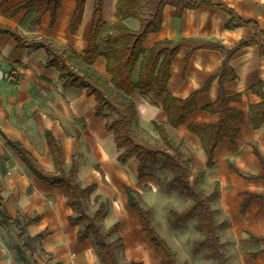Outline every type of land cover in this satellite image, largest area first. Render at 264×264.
I'll use <instances>...</instances> for the list:
<instances>
[{"label": "crops", "instance_id": "1", "mask_svg": "<svg viewBox=\"0 0 264 264\" xmlns=\"http://www.w3.org/2000/svg\"><path fill=\"white\" fill-rule=\"evenodd\" d=\"M2 1L1 27L17 30L28 39H49L58 48L66 47L78 53L88 47L95 0L86 1L82 23L75 33H71L70 26L77 0H63L54 27L50 26V13L37 26L31 25L34 14L30 11L12 15V9L25 0H9L3 6ZM208 1L213 5H227L240 18L257 23L264 31V0ZM118 2L105 0V26L99 44L113 31ZM230 21L228 13L207 5L186 9L181 17L176 7L166 5L161 31L150 34L144 48L150 49L165 40H194L219 43L232 49L255 36L253 27L233 29L229 27ZM126 24L134 30L140 27L134 20ZM189 56L190 50L183 48L171 67L167 92L179 99H187L201 91L209 79L219 74L227 57L220 51L199 49L191 54L187 66ZM48 60L45 49H19L14 38L0 34V69L17 65L23 74L17 86L0 81V132L11 141L21 143L46 172L55 173L46 137V133L51 132L64 150L66 169L69 170L75 160L78 182L83 187L95 186L90 203L94 204L97 197L108 202L104 219L106 229L119 223L121 237L126 229L129 230L133 240L130 250L129 238L122 237L129 261L146 264L149 254L151 264H160L161 259L142 231L126 193V187L140 194L158 191V181L155 177L139 179L135 158L130 160L132 164L127 163L128 167L118 161L122 151L117 148L114 133L106 129L109 120L97 115L96 98L89 96L87 90L65 87L60 72L46 67ZM229 66L236 78L228 80L224 89L226 95L234 99L230 107L240 113L233 123L239 132L235 144L224 139L218 145L211 167L207 165L205 136L193 133L190 126L215 125L220 121V114L204 110L215 104L220 96L218 79L207 92L197 97L198 110L189 114L178 128L168 123L163 109L166 95L142 96L136 91L132 97L138 106L140 127L160 139L154 123H161L169 130L173 142L183 141L182 152L190 161L191 179L199 171H205L202 188L210 191L208 195L217 194L211 207L221 225L219 237L225 245L228 264H264V165L255 152L256 148L264 159V122L255 129L250 121L251 106L262 100L254 89L264 83V55L258 45H249L229 58ZM93 69L110 79L104 57L96 59ZM138 76L139 65L134 74L136 81ZM0 185L12 218L23 214L39 219L26 229V236L33 239L34 253L28 252L24 260L17 252L20 233L16 225L8 223L0 214V264H102L92 238L79 242V227H71L69 218L74 212L67 204L66 193L33 176L21 158L7 147L1 134Z\"/></svg>", "mask_w": 264, "mask_h": 264}, {"label": "trees", "instance_id": "2", "mask_svg": "<svg viewBox=\"0 0 264 264\" xmlns=\"http://www.w3.org/2000/svg\"><path fill=\"white\" fill-rule=\"evenodd\" d=\"M9 0H3L2 6ZM87 0H77L75 12L71 21V33H75L80 27ZM63 0H25L12 9V15L23 11L34 14L31 25L37 26L42 18L51 14V27L57 20V13ZM105 0H95L93 22L90 29V42L88 47L78 53L69 48H58L49 39H28L17 30L0 26V34L8 35L15 39L19 49H45L49 55L47 68H56L60 72V78L64 80L65 87H74L87 90L89 96H94L98 103L97 115L109 121L106 129L114 133L117 148L122 151L118 158L121 164H127L131 159L138 162V177H153L151 168L162 164L164 169L171 171L172 180L167 183L168 191L176 190L178 193L193 202V205L184 212L171 210L170 220L174 228H182L190 220L197 219L199 231L205 235L202 241L195 243V251L208 249V256L218 261V264H228L225 254V245L219 237L221 225L217 223L216 212L211 207V202L217 197L213 192L206 195L202 188V180L205 171H199L195 178L191 179L190 161L184 158L182 152L183 141H172L169 130L164 124L154 123L159 138L154 141L143 137L140 133L138 106L133 99L136 91L144 96L154 93L156 96L166 95L163 109L168 115V123L173 128H178L186 121L189 114L198 110L197 97L207 92L212 83L218 79L221 90L215 104L207 106L204 110L213 114H220V121L215 125H191L190 130L198 135L205 136V148L209 156L208 167L213 164L215 149L224 139L235 144L238 130L233 123L240 117V113L230 107L234 100L229 98L224 89L225 83L235 79L236 74L229 66V58L249 45H258L264 55V31L255 22L245 21L233 10L224 4L213 5L208 0H119L117 5V21L113 31L99 44L104 19ZM166 5L177 8V15L181 17L186 9H198L202 5L218 8L231 16L230 28L253 27L255 36L240 42L236 47L228 49L219 43L182 40L172 42L169 40L157 42L152 48L145 49L144 42L150 34L161 31L163 25V10ZM137 21L140 24L138 30L130 28L126 22ZM183 48L192 53L199 49H210L226 53L219 74L208 80L205 87L191 95L187 99H179L167 92L171 78V67ZM106 59V71L110 76L107 79L93 69L98 57ZM190 56L186 60L188 66ZM75 58L84 68L78 69L73 64ZM139 65V76L134 78L136 67ZM261 97V102L251 106L250 121L255 129L264 122V83L254 89ZM113 115L115 117L112 119ZM7 147L17 154L24 162L28 170L42 183L61 188L68 198V206L74 215L69 218L71 227H79L78 240L83 243L92 238L95 250L102 264H121L120 253L125 250L123 238L119 235L120 224L116 223L106 229L104 219L108 210V202L97 197L95 202L98 208L90 210V198L95 186L83 187L77 180V162L74 160L69 170L66 169L64 150L59 141L51 132L46 133L48 146L53 158L55 173L42 169L32 155L21 143L11 141L4 132H0ZM263 165L264 159L255 148ZM128 204L131 210L137 214L142 231L147 235L160 257V264H181L177 253L169 242L156 228L151 210L142 201L141 194L126 187ZM0 214L8 223L14 224L20 233V246L17 248L19 256L25 260L26 254L34 253L33 239L26 236V229L37 223L38 218H30L19 214L12 218L8 213L2 198L0 185ZM39 238H43L39 236ZM125 264H141L127 262Z\"/></svg>", "mask_w": 264, "mask_h": 264}, {"label": "rangeland", "instance_id": "3", "mask_svg": "<svg viewBox=\"0 0 264 264\" xmlns=\"http://www.w3.org/2000/svg\"><path fill=\"white\" fill-rule=\"evenodd\" d=\"M73 64L77 66L78 69L84 68L75 58H73ZM114 117L115 115H113L112 119ZM140 133L143 137L149 138L150 140L152 139V141H154L155 139V137L151 133H149L142 127L140 129ZM128 163L132 164V161H129ZM125 165H127V167L129 166V164ZM151 172L153 173V177H155V179L158 181L160 189L158 191L156 190L155 192L144 191V194L141 193V198L143 204L151 210L154 224L159 233L169 242L172 249L177 253L179 262L181 264H218L217 260L208 256V249L203 248L199 252L195 251V243L202 241L205 237V235L202 234L198 229L197 219L193 218L179 229L174 228L171 225V210L184 212L193 205V202L191 200L182 197L178 193V191H168L166 189L167 183H169L173 178V174L171 173V171L169 172V170L164 169L162 167V164H160L157 167L151 168ZM204 191L207 195L210 193L208 189H204ZM89 208L90 210L95 211L98 208V204H96V202L94 204L90 203ZM105 222L107 224V220ZM128 231L129 230L126 229L124 231V234H122V237H124V239L129 238L130 241L128 246L130 250V247L133 246V240L130 238V234ZM137 246L140 245L137 244ZM149 257V254H147L146 264H151ZM127 262L130 261L125 249L123 253H120V263L125 264Z\"/></svg>", "mask_w": 264, "mask_h": 264}, {"label": "built area", "instance_id": "4", "mask_svg": "<svg viewBox=\"0 0 264 264\" xmlns=\"http://www.w3.org/2000/svg\"><path fill=\"white\" fill-rule=\"evenodd\" d=\"M23 74L19 66L13 65L9 69H0V81L17 86L21 83Z\"/></svg>", "mask_w": 264, "mask_h": 264}]
</instances>
